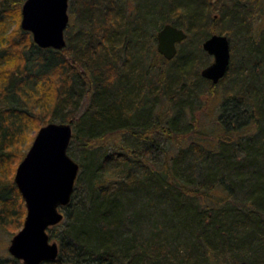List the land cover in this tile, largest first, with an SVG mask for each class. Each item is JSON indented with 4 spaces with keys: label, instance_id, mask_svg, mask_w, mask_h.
I'll return each instance as SVG.
<instances>
[{
    "label": "trees",
    "instance_id": "obj_1",
    "mask_svg": "<svg viewBox=\"0 0 264 264\" xmlns=\"http://www.w3.org/2000/svg\"><path fill=\"white\" fill-rule=\"evenodd\" d=\"M24 1L0 0V15L20 23ZM233 1L229 12L220 0H70L62 50L39 47L19 24L9 33L0 16V224L18 228L26 217L13 172L31 129L70 123L71 143L92 155L72 200L82 181L87 197L66 210L60 232L49 228L60 252L42 264H264V53L252 40L260 0ZM222 18L248 39L246 54L238 51L235 64L231 55L225 78L238 64L236 82L217 135L202 140L209 133L188 126L184 112L200 85L215 84L190 77L200 64L194 50L223 32L213 27ZM167 23L188 33L172 60L155 46ZM0 264L23 263L10 256Z\"/></svg>",
    "mask_w": 264,
    "mask_h": 264
},
{
    "label": "water",
    "instance_id": "obj_2",
    "mask_svg": "<svg viewBox=\"0 0 264 264\" xmlns=\"http://www.w3.org/2000/svg\"><path fill=\"white\" fill-rule=\"evenodd\" d=\"M69 22V0H25L23 3L21 27L31 32L35 44L41 48L64 49ZM187 37L183 28L165 24L157 33L158 52L172 60L177 55L178 44ZM202 46L214 60L202 69L201 75L217 84L230 65V40L224 34L215 33ZM73 134L70 123L50 122L42 126L17 167L14 181L27 213L8 251L23 264H42L58 258L60 245L51 240L48 230L65 219L64 208L72 200L80 172V164L68 153Z\"/></svg>",
    "mask_w": 264,
    "mask_h": 264
},
{
    "label": "rangeland",
    "instance_id": "obj_3",
    "mask_svg": "<svg viewBox=\"0 0 264 264\" xmlns=\"http://www.w3.org/2000/svg\"><path fill=\"white\" fill-rule=\"evenodd\" d=\"M176 1L179 2L180 0H176ZM249 1L250 2H248V1L240 2L239 3L240 7H250V4H253V1L252 0H249ZM220 2H221L220 5L225 7V9H227L229 12L231 11V9H229V8L234 7V1L233 0H220ZM22 6H23V4H22ZM70 7H71V2L69 0V9H70ZM217 7H218V5L216 6L215 9L219 8V7L218 8ZM191 9H193V8H191ZM194 9H197V8L195 7ZM233 9L235 10V7ZM21 11H22V8H21ZM216 13H218L217 10L212 12L211 16H214ZM69 14H70V11H69ZM0 16H1V18L2 17L4 18L3 21H5V28L9 33L12 30H14L18 26V24L21 25V22L19 23L16 21V19L13 18L14 16L11 17L9 14H7V15L2 14ZM253 17L254 18H253L252 29H253L254 33H252L253 38L251 37L253 40V43H254L253 45H255V47L258 48L255 50H257L261 53H264V42L263 41H261L260 43L258 42L260 33H264V30H263L264 29V0H260L259 3H257V2L255 3V9H254ZM213 27L221 28L223 30V32H221L219 34L226 35L228 37V39L230 40L231 55H233L234 58L236 57L235 58L236 61L234 62V64H235L241 58L240 53H242L244 55L246 54V52L241 47H244V43H246L245 40H248V39H245L244 36H242V34L236 30L237 26L236 27L232 26V24L228 23L226 21V19L222 18L221 20L214 22ZM183 29L185 30V28H183ZM252 29H250V30L252 31ZM228 32H232V33L227 34ZM216 33H218V32H216ZM65 37H66V31H65ZM194 37H192V38L194 39ZM255 37H257V38L255 39ZM189 40H191V37ZM255 41H257L258 43L255 44ZM190 43L192 44V42H190ZM196 44L197 43H195L194 46ZM182 45H184V43ZM188 45H190V44H188ZM155 46L157 49V41L155 42ZM179 46L180 45H178V47ZM194 52L199 57L198 62H200V64L196 66L197 70H196V72H193V74L190 76L191 78L193 76L197 77V73H199L201 75L202 69L205 68L206 66H208L210 63H212L214 60L213 56L209 55L203 49V46H201V49L199 48L197 50H194ZM237 52H238V54H237ZM234 66L235 67H233L231 69L230 73H228L227 78H225V76H226L225 75L217 84L212 85V86H209V85L206 86L205 84L200 85L199 94H197V95L195 94V96H192V98H191L192 103L191 104L188 105V103H187L188 106H187L186 111L184 112V114H186V115H184L185 122L188 123V126H198V129L203 128L205 131H207L209 133V135H207V136L203 135L201 137L202 140H206V139L214 140L215 136L218 133L216 129H218L219 125H220L219 122H220L221 104L223 103L225 96L229 92L232 91V89L230 90L231 87H229V86L231 83L233 84L234 82H236V78H237L238 72L240 70V67H238V64L234 65ZM230 67H231V58H230V65H229L228 71H229ZM257 72H259V69ZM193 97H194V99H193ZM5 105H7L5 101L0 102V108L4 107ZM173 112H174V110L172 109L171 113L173 114ZM46 113L47 112H43V113L41 112L40 113L39 116H41L40 117L41 120H43V119L47 120L50 118L51 114L50 113L46 114ZM170 116H169V119L171 118ZM32 125H34V127H36L40 124L38 121V123H36V122L31 123L30 126H32ZM39 129H37V131H34V130L31 131L32 129L30 130V132H31L30 134H31V136H33V139L29 143L30 146L28 145V147H25L24 146L25 144L22 146V147H25L24 148L25 151L28 152V150L32 146ZM190 138L191 137H189V139ZM114 141H115V137H112V136L108 137L105 140V142H107L106 147L107 148L113 147L112 144ZM189 142H190V140H184L185 145H187ZM103 143H104L103 141H98L96 143V145H102ZM171 147L174 148L173 145H171ZM3 151H5V149L3 148L1 151V145H0V156L3 155ZM27 152H26V154H27ZM173 152H174L173 149L169 151L170 157H171V154H173ZM68 153L76 162H78L80 164V166H81L82 162L86 163L87 160L92 157L91 154H88L89 158L87 159V156H85V153H83L82 150L79 149L76 146V143H74V142H72L70 144L69 149H68ZM21 161H19L17 163L16 168L14 169V172H13L14 178H15L17 167ZM88 161H90V159ZM10 162H12L10 165H9V162L6 163V165H7L6 167L8 168L7 170L10 173H2L3 176L6 177V179H9V176L12 173L11 167L15 164V162H13V161H10ZM87 173H88V176L90 177V168L89 167H88ZM80 174H81V170H80ZM112 175H113V173L110 174L108 176V178L114 177ZM78 177H79V175H78ZM77 180H78V178H77ZM78 184H79L78 185V192H77L76 197L73 200H71L69 206L64 208L65 219L61 222L62 224L64 222H66V212H67L66 210L67 209H70L73 211L76 210V208L80 205L82 200H85L87 197L86 191H85V182L84 181H82V183L78 182ZM24 221H25V218H24ZM24 221H23L22 225L18 228H16L14 226L15 224H13V223H11V224H9V223L0 224V258H7V257L11 256L9 251H8V248L10 246L11 240L14 237V235L16 233H18L19 230L23 227ZM55 229H57V232H60V229H61L60 225H59V227L57 226ZM51 240L58 242L56 238H51Z\"/></svg>",
    "mask_w": 264,
    "mask_h": 264
}]
</instances>
